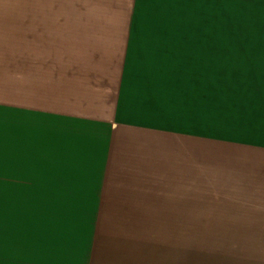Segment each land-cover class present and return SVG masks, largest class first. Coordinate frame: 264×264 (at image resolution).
I'll list each match as a JSON object with an SVG mask.
<instances>
[{
	"label": "rangeland",
	"instance_id": "obj_1",
	"mask_svg": "<svg viewBox=\"0 0 264 264\" xmlns=\"http://www.w3.org/2000/svg\"><path fill=\"white\" fill-rule=\"evenodd\" d=\"M96 5L0 0V108L18 102L21 80L56 52L35 28L66 39ZM152 23L181 61L172 85L179 69L186 131L114 119L104 162L98 148L83 156L80 142L58 164L40 150L44 163H22L18 114L0 109V264H264V0H142L133 24ZM92 166L108 176L106 190L86 195L96 190Z\"/></svg>",
	"mask_w": 264,
	"mask_h": 264
},
{
	"label": "crops",
	"instance_id": "obj_2",
	"mask_svg": "<svg viewBox=\"0 0 264 264\" xmlns=\"http://www.w3.org/2000/svg\"><path fill=\"white\" fill-rule=\"evenodd\" d=\"M89 1L97 4L98 9L91 10V19H84L82 26L69 28L66 39L58 40V36L63 35L58 28H35L37 41L56 44V52H47L45 60L39 63L43 66L33 68L21 80L19 101L0 108L6 113L18 114L19 160L22 163H44L39 159L40 150L55 155L54 164H58L61 159L57 155L66 154L80 142L85 146L83 156L85 151L98 148L104 162L105 156L112 153L106 133L107 125L114 119L119 124L149 130L186 131L185 76L179 69L174 71L177 85H172V70L179 67L181 61L171 58L170 38L164 34L155 35L158 28L154 23L145 28L133 24L136 7L142 0ZM37 22L36 17L34 24ZM48 34L50 37L46 38ZM64 45L67 55L72 52L77 55L75 60L64 57L61 52ZM86 55H91L92 59ZM125 105H129L134 116L120 120L116 112L123 110ZM195 108L198 130L202 132L201 100ZM210 113L213 115V111ZM96 124L105 129L98 130L100 134L90 135L91 126ZM73 130L78 135L73 134ZM10 143L14 145V140ZM8 144L9 140L7 144L4 142V146ZM91 170L94 172L91 178L97 180L93 185L96 190L86 195L106 190L100 179L108 176L102 175L95 166ZM106 195H109L108 190Z\"/></svg>",
	"mask_w": 264,
	"mask_h": 264
}]
</instances>
